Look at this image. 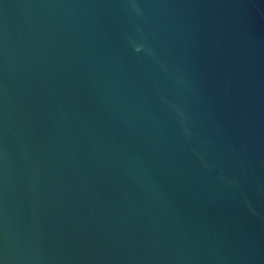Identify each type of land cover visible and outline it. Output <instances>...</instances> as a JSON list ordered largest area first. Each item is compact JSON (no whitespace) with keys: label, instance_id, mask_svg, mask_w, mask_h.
<instances>
[{"label":"water","instance_id":"1","mask_svg":"<svg viewBox=\"0 0 264 264\" xmlns=\"http://www.w3.org/2000/svg\"><path fill=\"white\" fill-rule=\"evenodd\" d=\"M0 264H264V0H0Z\"/></svg>","mask_w":264,"mask_h":264}]
</instances>
